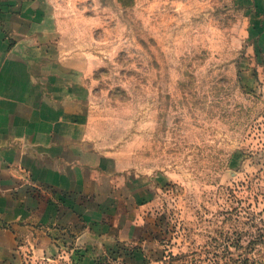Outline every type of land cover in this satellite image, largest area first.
Listing matches in <instances>:
<instances>
[{
	"label": "rangeland",
	"instance_id": "rangeland-1",
	"mask_svg": "<svg viewBox=\"0 0 264 264\" xmlns=\"http://www.w3.org/2000/svg\"><path fill=\"white\" fill-rule=\"evenodd\" d=\"M64 3L112 176L55 264H264V0Z\"/></svg>",
	"mask_w": 264,
	"mask_h": 264
},
{
	"label": "crops",
	"instance_id": "crops-1",
	"mask_svg": "<svg viewBox=\"0 0 264 264\" xmlns=\"http://www.w3.org/2000/svg\"><path fill=\"white\" fill-rule=\"evenodd\" d=\"M64 1L0 0V264L66 262L112 176L89 144L81 67L61 46Z\"/></svg>",
	"mask_w": 264,
	"mask_h": 264
}]
</instances>
